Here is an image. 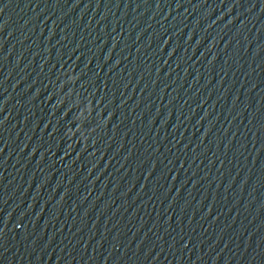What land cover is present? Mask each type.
<instances>
[{"label": "water", "instance_id": "95a60500", "mask_svg": "<svg viewBox=\"0 0 264 264\" xmlns=\"http://www.w3.org/2000/svg\"><path fill=\"white\" fill-rule=\"evenodd\" d=\"M0 264H264V0H0Z\"/></svg>", "mask_w": 264, "mask_h": 264}]
</instances>
